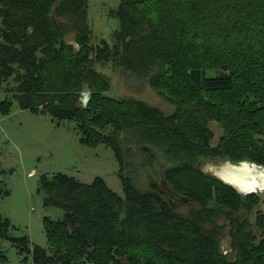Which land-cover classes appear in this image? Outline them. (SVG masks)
Wrapping results in <instances>:
<instances>
[{
    "label": "trees",
    "instance_id": "1",
    "mask_svg": "<svg viewBox=\"0 0 264 264\" xmlns=\"http://www.w3.org/2000/svg\"><path fill=\"white\" fill-rule=\"evenodd\" d=\"M110 14L119 23L112 45L92 42L87 0H0V86L12 79L7 91L20 108L73 122L82 146L111 148L125 193L101 177L42 175L44 206L63 211L59 220L43 218L49 251L10 235L1 214L0 239L31 264H264V212L254 223L237 217L253 211L260 194L242 195L197 167L200 159L264 165V0H121ZM107 63L147 78L173 110L104 95L108 79L96 67ZM209 70L221 72L206 77ZM11 104L0 101V113ZM212 121L222 129L215 144ZM129 141L169 158L162 173L193 206L187 214L123 173L140 151L130 154ZM8 194L0 184V198ZM221 217L234 260L222 250Z\"/></svg>",
    "mask_w": 264,
    "mask_h": 264
},
{
    "label": "rangeland",
    "instance_id": "2",
    "mask_svg": "<svg viewBox=\"0 0 264 264\" xmlns=\"http://www.w3.org/2000/svg\"><path fill=\"white\" fill-rule=\"evenodd\" d=\"M121 0H87L88 22L92 30V42L105 41L112 45L111 36L118 28V20L110 14L117 8ZM72 40V35L67 36ZM1 41V39H0ZM100 72L108 79L109 88L104 95L114 99L133 98L156 106L165 114L173 110L170 102L160 96L149 84L147 78L137 76L132 71L114 66L112 63L97 65ZM220 70H209L206 77H213ZM12 79L0 86V101L12 100L10 112L0 113V184L8 195L0 198V214L10 220L13 227L10 235L28 236L31 244L39 245L49 251V244L43 227L45 216L56 221L61 219L63 211L57 207L44 206V193L38 191L42 175L52 176L63 173L76 178L82 183H91L95 177H101L107 186L125 198V193L118 176V163L111 148L99 144L96 147H86L79 143V134L74 123L67 120L56 122L49 114L33 113L22 109L12 98L7 89L14 87ZM87 92L83 93L86 96ZM213 133L211 143H217L222 133L218 123L210 122ZM125 148L130 154L139 151L133 142L126 143ZM157 152L158 161L163 167L172 163L169 158ZM132 159V157H131ZM123 173L133 178L135 185L142 191L151 188L152 179L141 166V152L137 162L132 160ZM138 164V165H137ZM225 162L200 159L197 166L205 172L213 173L212 166H222ZM260 201L251 212L239 211L237 217L242 220L249 216L254 223L257 211L264 212V195L259 193ZM193 206L185 203L176 208L182 214H187ZM195 208V206H194ZM218 224H225L222 237V250L229 260H234L235 253L230 245L228 227L221 217ZM253 233L258 240L261 231L253 227ZM0 250L5 254V264H21L26 257V264H31L30 255H21L18 249L8 240L0 239ZM71 264H91L74 261Z\"/></svg>",
    "mask_w": 264,
    "mask_h": 264
},
{
    "label": "water",
    "instance_id": "3",
    "mask_svg": "<svg viewBox=\"0 0 264 264\" xmlns=\"http://www.w3.org/2000/svg\"><path fill=\"white\" fill-rule=\"evenodd\" d=\"M87 92L86 96H83V93ZM89 99V92L83 91L81 96V104L83 107L86 106ZM139 150L141 152V166L145 170V172L148 174V176L152 179L151 183V189L156 190L161 196L165 197L167 199V202L169 203L170 207L173 209H176L180 205H183L185 203H188V198L185 196H182L178 194L177 192L173 191L169 185L167 184L166 180L164 179L162 169V164L158 161L157 152L156 150L149 144H142L139 146ZM213 160V159H210ZM213 161H220L225 162L222 166H212L213 173L205 172L204 170H201L198 166V168L206 174H209L219 180H221L223 183L233 187L238 193L242 195H247L251 193H263L264 194V188L260 186H256L255 188H249V189H241L237 182L234 180L224 178L221 175V171L224 167H237L243 164H246L249 167H255L257 171H264V165L262 164H256L252 161L243 160L239 162H231L229 160H213ZM258 181L261 183V178L258 177Z\"/></svg>",
    "mask_w": 264,
    "mask_h": 264
},
{
    "label": "bare ground",
    "instance_id": "4",
    "mask_svg": "<svg viewBox=\"0 0 264 264\" xmlns=\"http://www.w3.org/2000/svg\"><path fill=\"white\" fill-rule=\"evenodd\" d=\"M221 175L237 182L241 189L255 188L257 185L264 188V171H257L255 167H249L246 164L233 168L224 167ZM258 177L261 178V183Z\"/></svg>",
    "mask_w": 264,
    "mask_h": 264
}]
</instances>
